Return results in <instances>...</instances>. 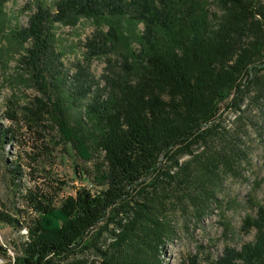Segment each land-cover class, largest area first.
<instances>
[{"label":"trees","instance_id":"obj_1","mask_svg":"<svg viewBox=\"0 0 264 264\" xmlns=\"http://www.w3.org/2000/svg\"><path fill=\"white\" fill-rule=\"evenodd\" d=\"M36 7L8 41L22 51L21 69L38 93L5 99L1 115L11 124L0 140L24 130L41 141L39 152L45 138L62 145L83 161L76 175L88 185L58 200L44 182L20 189L22 207L0 209V224L25 230L9 264H161L159 252L175 235L171 215L191 210L200 219L240 157L232 146L240 117L231 129L221 113L264 95V0H56L54 10ZM78 16L107 22L87 40L91 56L106 57L101 88L78 78L69 90L60 84L66 76L57 67L54 23ZM245 224L256 230L254 240L240 250L225 247L207 264H264V203ZM181 264L200 263L194 256Z\"/></svg>","mask_w":264,"mask_h":264},{"label":"rangeland","instance_id":"obj_2","mask_svg":"<svg viewBox=\"0 0 264 264\" xmlns=\"http://www.w3.org/2000/svg\"><path fill=\"white\" fill-rule=\"evenodd\" d=\"M56 0H7L4 11V28L0 31V129L10 126V121L2 117L1 112L6 98H15L19 102L28 96L37 95L38 90L30 75L21 69L19 63L21 50L8 35L15 26L24 30L29 17L36 11V5L43 3L54 10ZM109 22H121L123 29H142V25L125 23L122 19ZM134 26V27H132ZM106 30V21H95L87 16L69 17L54 23L55 46L61 53L57 64L66 78L60 84L69 90L75 79L93 82L92 87L104 85L102 75L106 67L105 56H91L87 40L96 30ZM23 74V75H22ZM96 86V87H95ZM254 91L250 96H254ZM254 98V97H253ZM240 103L242 111L234 108L222 109L221 118L228 128H235L233 122L240 117L241 133L239 140L232 144L238 151L230 171L222 175L220 186L213 202L203 216L196 220L189 210L186 213H173L175 235L161 248L158 258L161 264H181L188 257H197L200 264L220 257L225 247L240 250L242 245L254 240L256 230L245 227L247 217H255L257 207L264 203V95ZM44 149L39 152L30 133L21 130L14 135L7 134L0 140V209L12 213L14 206L22 207L19 190L36 184L47 187L57 200L73 194L75 189L88 185L86 180L76 175V167L83 166V161L62 145L44 139ZM33 146V147H32ZM36 152V159L27 154ZM39 152V153H38ZM231 159V158H230ZM20 164L19 174L15 167ZM18 184V188H17ZM189 211V212H188ZM25 230L17 233L11 227L0 224V264H9L15 254V244ZM3 253H6L4 255ZM92 259V258H91Z\"/></svg>","mask_w":264,"mask_h":264}]
</instances>
